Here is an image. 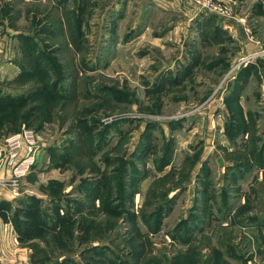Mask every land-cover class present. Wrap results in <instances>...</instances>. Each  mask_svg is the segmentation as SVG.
I'll use <instances>...</instances> for the list:
<instances>
[{
  "label": "rangeland",
  "instance_id": "1",
  "mask_svg": "<svg viewBox=\"0 0 264 264\" xmlns=\"http://www.w3.org/2000/svg\"><path fill=\"white\" fill-rule=\"evenodd\" d=\"M167 1L0 0V148L35 138L27 174L0 162L2 239L29 264H264V58L235 68L233 36L264 49V0Z\"/></svg>",
  "mask_w": 264,
  "mask_h": 264
},
{
  "label": "built area",
  "instance_id": "2",
  "mask_svg": "<svg viewBox=\"0 0 264 264\" xmlns=\"http://www.w3.org/2000/svg\"><path fill=\"white\" fill-rule=\"evenodd\" d=\"M259 58H264V49L242 55L234 67L247 66L250 62L258 60ZM23 140H26L29 145L26 148L22 146L25 142ZM34 142L35 138L32 132L24 130L22 133L6 138V143L9 146L8 150L6 148H0V162L5 161L8 163L12 169L14 179L27 174L34 163V157L32 156L34 151L33 146L30 147V145H34ZM0 181L6 182V179L0 177Z\"/></svg>",
  "mask_w": 264,
  "mask_h": 264
},
{
  "label": "crops",
  "instance_id": "3",
  "mask_svg": "<svg viewBox=\"0 0 264 264\" xmlns=\"http://www.w3.org/2000/svg\"><path fill=\"white\" fill-rule=\"evenodd\" d=\"M173 1L174 0H170V1H167V3H172ZM248 1L249 0H247L246 2L248 3ZM252 1H255V0H252ZM159 2L163 3L161 1H159ZM187 2H189V1H187ZM244 3H245V1L243 2V5H244ZM251 3H253V2H251ZM263 6H264V3H263ZM222 24H223L222 25L223 27L228 26V28H230V29H233L235 27L234 26L235 21L230 19V18L229 19L223 18ZM239 31H240L239 33H233V36L237 39L238 44L242 47V52L243 51H246V52L256 51L259 48L258 44H256L255 42H252V40L249 38V35L246 32V30L244 31V27H243V29L239 27ZM2 198H5V199L10 198V195L9 194L0 195V200ZM2 219H3V214L0 213V248L2 245H4L7 249H9V251H10V249H12L11 251L15 252L16 248L18 249L19 246L16 243L14 244V241H12L10 239H6V240L2 239V232L4 230L9 235H11L10 233H12L10 231L11 228L9 227V223L3 222L4 219L3 220ZM3 228H4V230H3ZM16 253H17V251L15 253H13L15 257H8L6 259V260H8L10 258L9 262L6 264H29V262L27 261V257L24 255V253L20 254L21 256H19V257L16 255Z\"/></svg>",
  "mask_w": 264,
  "mask_h": 264
},
{
  "label": "trees",
  "instance_id": "4",
  "mask_svg": "<svg viewBox=\"0 0 264 264\" xmlns=\"http://www.w3.org/2000/svg\"><path fill=\"white\" fill-rule=\"evenodd\" d=\"M0 208H2V206L0 205Z\"/></svg>",
  "mask_w": 264,
  "mask_h": 264
}]
</instances>
